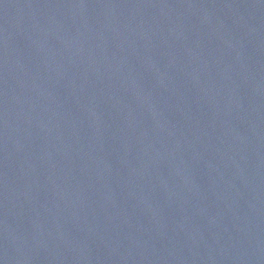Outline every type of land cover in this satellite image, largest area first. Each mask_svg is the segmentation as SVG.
Wrapping results in <instances>:
<instances>
[{"label":"water","instance_id":"1","mask_svg":"<svg viewBox=\"0 0 264 264\" xmlns=\"http://www.w3.org/2000/svg\"><path fill=\"white\" fill-rule=\"evenodd\" d=\"M0 264H264V0H0Z\"/></svg>","mask_w":264,"mask_h":264}]
</instances>
